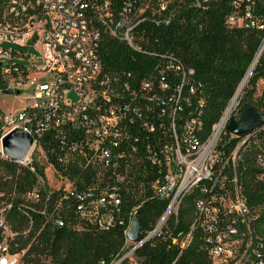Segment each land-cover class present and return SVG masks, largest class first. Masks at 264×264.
<instances>
[{"label": "trees", "instance_id": "1", "mask_svg": "<svg viewBox=\"0 0 264 264\" xmlns=\"http://www.w3.org/2000/svg\"><path fill=\"white\" fill-rule=\"evenodd\" d=\"M8 1L0 0V21ZM113 1L120 4L125 0ZM142 1L138 0L139 6ZM235 1L147 0L146 21L134 29V48L96 25L103 73L132 83L136 104H148L152 109L143 116L155 124L156 132L147 135L143 130H131L107 164L86 146L84 129L50 128L38 144L58 177L72 185L71 194L40 187L38 178L45 180V172L39 163L25 166L0 155V209L6 208L5 219L14 234L11 254L22 255L23 264H111L125 246V232L134 214L143 234L155 228L167 203L153 192L152 183L159 172L152 166L148 146L157 149L163 136H169L174 107L178 108L177 130L181 132L184 125L197 120L200 127L194 134L206 142L260 51L264 33L229 26L228 18L238 10ZM244 10L242 4L239 13ZM144 82L149 84L146 90ZM162 82L168 86L166 90L161 88ZM260 82H264V53L232 117L239 118L243 105L250 102L264 114V88L256 96ZM243 142L235 162L230 160L221 176L227 187L240 190L256 233L264 237V126L243 138L224 130L217 152L225 162ZM37 188L40 199L32 203L28 195ZM203 188L210 193V182L203 181L185 196L179 222L171 226L173 234L189 229L196 201L208 195ZM113 192L118 205L108 198ZM78 197L86 198V216L77 210ZM102 198L106 203L99 205ZM107 216L113 218L110 227L99 223ZM178 254L179 248L168 237H157L136 252L139 264H211L196 238L176 261Z\"/></svg>", "mask_w": 264, "mask_h": 264}, {"label": "built area", "instance_id": "2", "mask_svg": "<svg viewBox=\"0 0 264 264\" xmlns=\"http://www.w3.org/2000/svg\"><path fill=\"white\" fill-rule=\"evenodd\" d=\"M242 4L245 10L240 14ZM234 6L238 10L227 20L230 27L264 33V0H236ZM161 8L164 9V4ZM147 9V0L140 6L138 0H125L120 4L113 0L8 1L0 21V94L24 92L26 105L15 115L7 114L4 120L0 119L1 158L10 160L2 154L1 140L15 129L27 131L35 139L32 149L40 148L44 155L38 139L50 128L84 129L86 146L107 164L122 148L131 130H143L147 135L156 132L155 124L149 122L147 115L143 116L144 111L152 109L148 104L143 107L136 104L132 83H122L103 73L98 54L100 32L95 28L96 25L103 27L111 37L134 48V29L146 21L143 15ZM5 44L33 45L39 47L41 56L31 65L21 67L14 60L25 56L6 50ZM262 51L264 53V37L259 53ZM30 73L35 76L32 81L28 78ZM142 88L148 89L149 84L142 83ZM161 88L166 90L168 86L162 82ZM26 91H29L27 95ZM71 95L78 100L70 99ZM125 95H129V99ZM177 109L174 107L172 112L169 136H163L157 149L147 148L152 166L159 172L152 183L153 192L166 201V210L152 231L142 233L138 243L128 241L129 226L125 246L111 264H139L136 252L157 237H168L179 248L176 261L196 238L211 264H264V237L256 233L246 199L237 187H227L221 176L230 160L235 162L238 155L237 149L229 160L222 162L217 152L221 134L234 109L227 117L226 110L206 142L194 134L195 128L200 127L197 120L184 125L181 132L177 130ZM162 113L165 114V110ZM29 156L23 163L15 162L30 166L33 161ZM31 172L35 173L32 167ZM203 181L210 182L211 192L202 189L208 195L196 201L189 229L173 234L171 226L179 222L185 196ZM38 184L44 187L45 180L39 177ZM38 192L37 188L28 195L32 203L39 201ZM72 192L73 189L67 193ZM108 198L115 205L119 204L115 192ZM85 199L78 197L77 210L83 216L87 212ZM105 203V198L98 202L99 205ZM5 211L6 208L0 209V264H23L22 255L10 252L14 234L8 227ZM112 222L110 216L99 221L106 227Z\"/></svg>", "mask_w": 264, "mask_h": 264}, {"label": "water", "instance_id": "3", "mask_svg": "<svg viewBox=\"0 0 264 264\" xmlns=\"http://www.w3.org/2000/svg\"><path fill=\"white\" fill-rule=\"evenodd\" d=\"M262 54L263 51L257 56L256 65L261 59ZM4 94L10 96L12 93L5 91ZM262 126H264V114L258 106L250 102L243 105L239 118L230 117L228 119L224 130L234 137L243 138ZM34 143L35 139L27 131L19 129L12 130L1 140L2 154L7 159L23 163L29 156ZM244 144L245 142L240 145L237 153H239ZM141 237L142 232L138 217L134 214L127 238L132 243H138Z\"/></svg>", "mask_w": 264, "mask_h": 264}, {"label": "rangeland", "instance_id": "4", "mask_svg": "<svg viewBox=\"0 0 264 264\" xmlns=\"http://www.w3.org/2000/svg\"><path fill=\"white\" fill-rule=\"evenodd\" d=\"M3 47L6 50H14L17 53L23 54L26 59L25 58H15L14 61L24 66L31 65L32 61L36 59L39 60L41 56L39 47H34L33 45H29V44L27 45L5 44ZM28 78H29V81H32L33 78H35V76L32 73H30V75H28ZM263 88H264V82H260L257 88L256 96L260 95ZM17 93L18 91H14L13 94H11L10 96L8 95L5 96V95L0 94V112H1L0 119L4 120V117L7 114L15 115L16 113H18L25 107L26 104H25V98H24L25 94H23L24 92H20V94H17ZM25 93L27 95L29 91H26ZM70 99L74 101L78 100V98L75 95H71ZM29 157L32 161L37 162L41 166L44 167V172H45V184L44 185L48 187L50 192H54L60 189H63L66 192L72 191L73 188L70 182L68 180L58 177L54 168L48 164L47 159L40 148L32 149Z\"/></svg>", "mask_w": 264, "mask_h": 264}, {"label": "bare ground", "instance_id": "5", "mask_svg": "<svg viewBox=\"0 0 264 264\" xmlns=\"http://www.w3.org/2000/svg\"><path fill=\"white\" fill-rule=\"evenodd\" d=\"M255 67H256V60H255L254 63L252 64V66H251L250 70L248 71V73H247V75H246L244 81L242 82L240 88L238 89L237 94H236V96L234 97V99H233V101H232V103H231V106H230V108H229L228 111H227V115H226V117L229 115V113L231 112V110H233L234 107H236V106L238 105V99H239V97L242 95L244 88H245L246 85L248 84V82H249V80H250V78H251V76H252V73H253Z\"/></svg>", "mask_w": 264, "mask_h": 264}]
</instances>
